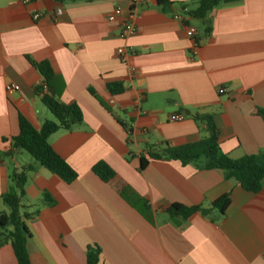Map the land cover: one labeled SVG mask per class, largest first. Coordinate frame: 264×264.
<instances>
[{
	"label": "crops",
	"instance_id": "crops-1",
	"mask_svg": "<svg viewBox=\"0 0 264 264\" xmlns=\"http://www.w3.org/2000/svg\"><path fill=\"white\" fill-rule=\"evenodd\" d=\"M168 1L173 6L164 10L158 0H0V213H9L1 197L12 172L34 166L23 210L32 264H87L89 247L99 248V264H264V183L253 194L221 170L176 161H150L140 170L150 146L207 137L194 116L214 118L221 150L232 159L264 154V121L255 115L264 108V0L213 10L208 36L187 15L195 0ZM118 7L137 14V33L127 41L119 38L124 17L108 20ZM36 14L43 17L34 20ZM188 27L199 33L196 53ZM122 47L131 52L125 61L117 54ZM32 62H49L59 101L83 114L81 125L50 138L78 174L71 184L13 146L20 115L36 129L51 121ZM10 84L20 91L8 94ZM114 84L124 93L112 96ZM177 114L186 120L171 121ZM99 162L116 174L109 183L92 171ZM122 184L148 210L126 201ZM226 194L224 216L197 213L176 224L166 214L173 204L209 208ZM0 264H18L10 243L0 248Z\"/></svg>",
	"mask_w": 264,
	"mask_h": 264
},
{
	"label": "trees",
	"instance_id": "trees-1",
	"mask_svg": "<svg viewBox=\"0 0 264 264\" xmlns=\"http://www.w3.org/2000/svg\"><path fill=\"white\" fill-rule=\"evenodd\" d=\"M60 2L88 1V0H58ZM197 8L189 11L192 19L201 21L204 35L210 34L209 23L206 22L209 14L220 6L231 5L242 0H195ZM164 10L173 5L168 0H158ZM184 7L182 10L184 11ZM44 79V86L37 90L43 105L53 115L55 121H45L40 129H36L24 116L19 117V135L13 138L16 150L29 154L39 167H42L59 177L66 184L73 183L78 174L63 160L50 144V138L59 131H72L74 127L83 123V114L76 104L65 105L61 103L54 89L55 74L49 62L31 63ZM112 96L124 93L122 84L108 87ZM255 115L264 121V108H257ZM194 119L206 125L207 137L198 142L180 147H170L164 144L161 147L150 146L145 155L140 157V170H143L150 161H176L183 166L195 165L201 170H221L225 179L235 180L247 192L257 194L263 189L264 183V154L257 156H244L238 160L232 159L223 153L219 143L218 126L212 116H194ZM13 153L6 154L12 157ZM35 171L34 166L24 167L21 171L14 170L11 175V187L1 200L9 209L8 214L0 213V248L10 243L18 264H32L28 252V241L31 237L26 226L24 201L28 176ZM93 173L103 182L109 183L116 174L105 163L99 162L93 167ZM121 196L132 206L142 211L148 210L147 202L137 196L127 185L122 184ZM231 204V195L226 194L213 202L209 208L185 207L177 204L171 205L166 214L176 224H183L197 213L209 215L217 212L224 216ZM100 250L98 247H89L87 264H99Z\"/></svg>",
	"mask_w": 264,
	"mask_h": 264
},
{
	"label": "built area",
	"instance_id": "built-area-1",
	"mask_svg": "<svg viewBox=\"0 0 264 264\" xmlns=\"http://www.w3.org/2000/svg\"><path fill=\"white\" fill-rule=\"evenodd\" d=\"M32 0H22L23 4H29ZM61 14V11L58 10L55 14H54V19L56 20L57 16H59ZM43 17L42 14H36L34 15V20H39ZM120 17H124L123 21L121 22L120 25V34H119V38L122 41H127L128 38H130L131 36L135 35L137 33V27H136V17L137 14L135 12H132L131 10H128L127 12H125L122 8L118 7L115 9V11L110 14V16L108 17V20L110 22H116L118 20V18ZM176 20L181 21L182 18L179 16L175 17ZM186 34L188 36V38H190L193 41V52L196 53L198 47H199V43H198V37H199V33L198 31L193 28V27H188ZM117 54L118 56L125 61L130 55L131 52L125 48H119L117 50ZM133 71V70H132ZM20 91V87L14 84H10L6 86V92L8 94H12L14 92H18ZM223 92V91H222ZM171 121L173 122H183L186 120V116L183 114H177V115H172L170 117ZM132 132V129L129 130V134Z\"/></svg>",
	"mask_w": 264,
	"mask_h": 264
},
{
	"label": "rangeland",
	"instance_id": "rangeland-1",
	"mask_svg": "<svg viewBox=\"0 0 264 264\" xmlns=\"http://www.w3.org/2000/svg\"><path fill=\"white\" fill-rule=\"evenodd\" d=\"M196 24V26H199V22H196L195 23ZM51 116V121H55V118L53 117V115H50ZM26 156H28L29 158H31V156L30 155H28L27 153H24ZM32 159V158H31Z\"/></svg>",
	"mask_w": 264,
	"mask_h": 264
}]
</instances>
